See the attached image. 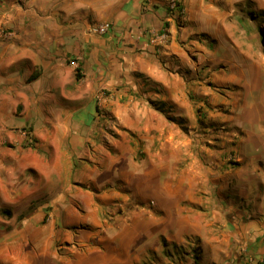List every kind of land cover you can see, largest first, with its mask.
I'll use <instances>...</instances> for the list:
<instances>
[{
	"label": "crops",
	"instance_id": "1",
	"mask_svg": "<svg viewBox=\"0 0 264 264\" xmlns=\"http://www.w3.org/2000/svg\"><path fill=\"white\" fill-rule=\"evenodd\" d=\"M215 5L0 0V99L39 140L0 125V209L22 215L0 225V264H264V92L218 93L236 77L215 68Z\"/></svg>",
	"mask_w": 264,
	"mask_h": 264
},
{
	"label": "rangeland",
	"instance_id": "2",
	"mask_svg": "<svg viewBox=\"0 0 264 264\" xmlns=\"http://www.w3.org/2000/svg\"><path fill=\"white\" fill-rule=\"evenodd\" d=\"M216 14L220 17L215 25V40L208 41L213 42L215 55H213L216 70H222L225 73H230L232 76L236 77L232 80L230 84H224L223 86L216 87L218 93L221 96H231L238 98L242 94H248L253 96L261 95L264 92V0H216ZM205 37L206 41L208 36ZM218 43L220 47H218ZM213 50V49H212ZM244 73L245 76L242 77ZM243 78V79H241ZM95 110L99 109V105L95 104ZM33 104L31 103V107ZM202 111V109L200 108ZM24 106L18 102H8L0 99V125H3L12 130L14 135L21 139L22 143L26 147H34L39 141L35 140L33 136H30L31 124L23 123L25 120L21 119L24 115ZM227 111V110H226ZM235 111V109H234ZM29 116L31 112H27ZM24 117V116H23ZM26 118V117H24ZM28 119V118H26ZM102 123L104 126H111L113 120L111 117L104 118ZM17 122V123H15ZM107 131L111 132L108 128ZM22 133H25L24 135ZM21 137V138H19ZM88 169L87 173L94 176H101L104 179H110L115 176V171L104 170L101 165L95 162L84 161ZM145 168V167H144ZM140 166L137 167L138 170L142 171L144 169ZM79 167L74 166L73 173ZM28 171L25 170V173ZM179 173L176 171L174 166H168L166 173L168 174L169 183H173L174 178H169V176H174ZM191 174L192 171L185 167L184 174ZM122 189V188H121ZM139 208H148L144 203H139ZM121 211V208L118 210ZM22 215L5 213L0 209V225L6 226V221L12 218V221H19ZM48 215H44L42 223L49 221ZM85 216L71 215L69 221H80L84 220ZM86 229L83 225H75L72 227L71 231L77 233L80 229ZM72 233V234H73ZM82 233H85L83 231ZM89 233V232H88ZM89 240H91L90 233L88 234ZM79 239V236L77 237ZM194 240V239H192ZM93 242V241H92ZM190 242V241H189ZM96 246V243H92ZM63 246V245H62ZM176 251L187 253L195 248L182 245L176 246ZM173 251H174V247ZM58 252V250H57ZM61 249V254H63ZM178 254V253H177ZM169 262L171 259L168 258ZM145 264V263H143ZM170 264V263H169Z\"/></svg>",
	"mask_w": 264,
	"mask_h": 264
},
{
	"label": "built area",
	"instance_id": "3",
	"mask_svg": "<svg viewBox=\"0 0 264 264\" xmlns=\"http://www.w3.org/2000/svg\"><path fill=\"white\" fill-rule=\"evenodd\" d=\"M169 10H170V13H172L175 10H177V7H176L175 3H171L169 5ZM109 29H110V24L107 23V22H102V23L90 25L88 31H89V33H92V34L104 35V34H106L109 31ZM153 40L156 43L164 42L166 40V34L165 33H161L159 35H156V36L153 37Z\"/></svg>",
	"mask_w": 264,
	"mask_h": 264
},
{
	"label": "trees",
	"instance_id": "4",
	"mask_svg": "<svg viewBox=\"0 0 264 264\" xmlns=\"http://www.w3.org/2000/svg\"><path fill=\"white\" fill-rule=\"evenodd\" d=\"M176 12H177V18L180 20V18L182 17V9L178 6ZM200 108L201 107H198L197 108V114H198V116H201V114H202V111L200 110Z\"/></svg>",
	"mask_w": 264,
	"mask_h": 264
}]
</instances>
